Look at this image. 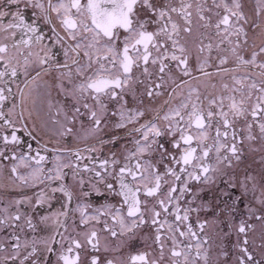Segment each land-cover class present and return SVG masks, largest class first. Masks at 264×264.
Here are the masks:
<instances>
[{"label": "snow or ice", "instance_id": "1", "mask_svg": "<svg viewBox=\"0 0 264 264\" xmlns=\"http://www.w3.org/2000/svg\"><path fill=\"white\" fill-rule=\"evenodd\" d=\"M0 264H264V0H0Z\"/></svg>", "mask_w": 264, "mask_h": 264}]
</instances>
